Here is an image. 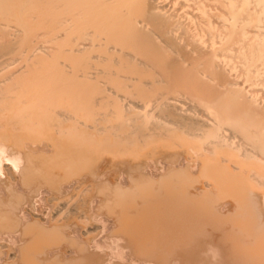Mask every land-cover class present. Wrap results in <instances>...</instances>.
Wrapping results in <instances>:
<instances>
[{
	"label": "bare ground",
	"instance_id": "bare-ground-1",
	"mask_svg": "<svg viewBox=\"0 0 264 264\" xmlns=\"http://www.w3.org/2000/svg\"><path fill=\"white\" fill-rule=\"evenodd\" d=\"M255 183L256 188L252 187ZM81 192L88 198L91 196L90 200H84L88 202L84 206L90 212L87 215L91 223L100 227L98 234L88 241L83 240L85 235L81 232L82 239L72 232L77 226L88 229L82 228L84 221L78 220H84L83 210L82 219L77 217L79 214L74 216L76 218L70 216L79 223L69 218L71 224L63 218L64 223L61 221L62 225L61 222L58 225L57 229L69 227L70 237L67 230L65 235V230L56 229L57 219L53 222L56 227L52 225L57 233H52L49 222L53 213H57L54 211L61 210L68 201L74 203L75 198L72 201L73 196H69L81 195ZM45 193L60 201L52 200L54 204L45 200L42 204ZM9 195L16 197L14 205L9 200L12 206L7 204ZM98 196L105 201L100 203ZM144 197L174 202L171 210L167 208L171 205L165 204L166 211L177 212V218L181 214L178 219L182 222H175L190 226L183 234L197 238H183L180 232L178 236L183 240L176 237L179 224L165 223L168 220L163 218L165 210L161 203L156 201L155 206L149 199L147 202L154 208L160 206L164 210L159 217L166 225L161 226V220L148 216L152 214L147 213V216L164 227V231L159 227L161 233L174 228L168 230L170 237L176 235L171 238L172 242L176 239L177 244L181 240V244L185 243L183 247L177 244V248L163 233L166 239L154 237L158 241L153 243L155 240L148 236V242L147 233L137 228L149 220L145 217L142 225L138 219L144 214L141 211L137 212L139 217H135L139 220L136 224L130 217L127 219L131 223L125 222V226L133 223L130 228L137 226L132 229L137 230L133 234L138 236L136 232L140 231L139 235L146 239L141 240L139 236L140 242L137 236V239L132 238V233L122 231L125 234L121 236L115 223L123 222L120 229L125 223L119 219L121 217H116L118 212L128 207L132 213L125 201L130 198L135 202ZM61 200L65 203L61 204ZM105 202L109 203H106L108 209L103 205ZM136 202L131 201L135 204L131 206L134 210L138 206ZM143 202L150 206L146 200ZM82 203L77 202V205ZM77 205L74 208L80 210L81 205ZM142 205L139 206H146ZM101 206L109 212L104 218L108 215L110 219L112 214L116 217V220L111 219L116 221L114 227L118 234H112L113 229H109L113 236L108 237L103 224L108 222L102 221ZM149 210L156 216L155 209L154 212ZM191 212L194 214L188 215ZM61 213L60 217H65ZM124 213H120L121 219ZM225 217L227 221L239 219L237 227L231 224L233 220L228 221L231 239L227 238L226 230V234L221 231L224 228L221 226L227 225L219 218L228 224ZM192 221L194 224H189ZM2 225L0 262L4 264L14 261V264H28V260L31 264H44L43 256H38L44 253L43 243L34 240L35 234V237L31 234L34 239L28 242L20 236L23 228L37 230V227L43 229L37 231L44 236L50 226L48 230L52 235L45 237L66 236L67 247L61 246L65 255L67 243L73 241L69 248L75 251L67 254L74 257L69 259L73 263L79 256V260L85 258L90 264L99 262L95 257L102 258V264L111 259V264H125L129 256L141 263L144 259L140 261V257L145 255L132 257V253H128L131 243L137 240L139 244H132V252L136 245L144 244L143 241L152 248L160 245L159 242L163 246L155 245L160 253L157 248L147 252L151 255L155 250L157 254L149 261L145 258L147 261L143 264H264V0H0V227ZM195 226L209 230L215 226V232L210 235L208 230H197ZM166 227L170 228L165 230ZM149 230L154 231L153 226ZM216 230L229 241L221 239ZM126 234H131L129 238L134 241L129 238L130 242L127 241ZM102 235H106L103 241L108 255L101 251L102 243L97 244ZM47 238L45 242L42 238L45 245H56L48 243ZM161 239L171 244L164 249ZM56 241L60 244L59 238V242ZM80 242L81 246L89 243L88 248L81 247ZM20 243L25 247L31 243L29 248L34 245L38 251L33 248L34 254L29 257L28 249L23 253V247L20 252ZM58 245L55 249H45V255L49 254V259H46L48 255L44 256L45 263L64 264L62 258H70L61 254ZM86 248L95 256L91 255L94 262ZM145 248L142 249L145 251ZM78 249L84 251V257L76 253ZM166 249L177 251L174 256L170 252L171 261L165 259L169 257L165 256ZM251 249L257 251L255 254L263 258L262 261L253 256ZM53 250L60 253L50 258L52 252L51 256L55 255ZM246 250L253 261L247 258L248 253L244 255ZM9 252L13 262L7 259ZM97 252L102 256L94 255ZM160 254L165 256L162 260ZM155 257L165 261H152ZM50 259L52 262L47 261ZM70 261L65 264H73ZM129 261L131 263L127 264H136L133 259Z\"/></svg>",
	"mask_w": 264,
	"mask_h": 264
},
{
	"label": "crops",
	"instance_id": "crops-1",
	"mask_svg": "<svg viewBox=\"0 0 264 264\" xmlns=\"http://www.w3.org/2000/svg\"><path fill=\"white\" fill-rule=\"evenodd\" d=\"M43 187H44V186H43ZM44 188H45V187H44ZM48 188H49V187L47 186V189H45V190L48 191V190H49ZM79 190H80V189H79ZM76 191H78V190H75L74 192H76ZM84 193H85V192H81V193H80L81 195L78 194L80 197H78L77 193H75V194H73V195H70L69 198H70V197L72 198V196H73L72 201L74 200V198H75V200L77 199V197L79 198V199L76 200V202H75V200H74V203L68 201V200H71V199H68V197H65V198H67L66 200L68 201V202H66V203H65V201H64L65 198H64V200H61V201H62L61 204H64V203H65V204H67V206L64 204L65 206L62 205V206L64 207V210H62V209H63V207H62L61 210L54 211V212H57V213H55V214L53 213V216H52L53 219H52V218L50 219L49 224H51V226L54 225L53 222H55V220L57 219L56 222H55L56 224L58 223V224H57V227H56V225H54V226L56 227V229H57V228L59 227L58 225L60 224V222H61V221L63 222V220H64L63 218H65V220H66L67 222H69L68 220L71 219V218H70L71 214L73 215V217H74L75 215L79 214V215H77V217H79V218L82 219L83 216L81 217L80 215H82V213H83L82 210H83V211L86 212V213H85V212L83 213V214H85V218H84V220H83V219H82V220L78 219V220H79L80 222H83V221H84V222L82 223V225H84V227L82 226V228H85V227H86V228H88V229H81V228L79 229V227H78V226L76 227V225L74 224L73 226H74V228H75V227H76V228H75V229H71V230H72V232L74 231V234H76V235H80V232H81V234H82V235H85V236H86L88 233H91V232L95 233V232H96L95 234H92V233H91V234H88V236L91 237L90 239H89V237H87V236H86L87 239H85V236H84V239H83V240H88V241H90V240L92 239V235H93V236H96V235L98 234V232H99L98 229L100 230V227L97 226V225H93V224L91 223L90 219L88 218L89 215H87V214H88L89 211L86 210V207H85V206H87V203H88L87 201L90 200V197H91V196H90V194H89L90 197L88 198V197L86 196V193H85V195H84ZM45 194L47 195V193H45ZM45 194H43V195H45ZM48 194H49V195H47L48 198L53 197L52 194H50V193H48ZM46 195H45V196H42V197H44V201L41 200V201H42V202H41L42 204H45V200H46V202L49 201L48 203H50L52 200L55 201V199L58 198V197H56V198H54V199H53V198H50V199L47 200ZM75 195H77V196H75ZM49 196H50V197H49ZM81 196H83V197H85V198L82 197V198H83V199H82ZM102 196H103V195H102ZM104 196H105V195H104ZM107 196H108V195H106L105 197H107ZM111 196H112V195H111ZM111 196L109 195L108 197H111ZM9 197H10V195H9ZM9 197H8V200H7V204H8V205L10 204V205L12 206V202H14L13 205L17 202V201H15V198H16V197H15V198H13L12 196H11L10 198H9ZM54 197H55V196H54ZM99 197H100V196H98V199H100L99 202H100V203H101V202L103 203V202L105 201V198L103 197V199H101V197H100V198H99ZM113 197H114V196H112L111 199H113ZM45 198H46V199H45ZM80 198H81V200H80ZM114 198H115V197H114ZM159 198H161V197H159ZM12 199H13V200H12ZM42 199H43V198H42ZM111 199L109 200V202L111 201ZM138 199H139V198H138ZM148 199L151 200V201H148ZM148 199H146L145 197L143 198V200H146V203L150 202V203H152V205H155V206H156V203H157V204H160V203H161V204H160L161 208H164L165 213H166V212H169V213H166V214H169L171 217H170V216H165L166 214L163 212L164 210L161 209L160 206H159V209H161V211H160L159 209H157L156 207L154 208V206H152L151 204L148 203V204L152 207V208H151L150 206L146 205V204L143 202V200H141V199H140V200H135V202H136V201H138V202L140 201L139 203L136 202V203L138 204V206L136 205L137 207H135V210L138 209V208H139V210H138V211H137V210L135 211V210L132 209V207H131L132 204L135 203V202H134V200H132V199H130V198H129L130 201H129V200H128V201H125V206H126V205H127V206L129 205V207L131 208V209H130V208H129V209L132 210L134 213H133V212L130 213L131 211H128V209H127L128 207H127V208L124 207V209L118 208L119 210H120V209L122 210L121 212H118V213H119V214H120V213H124L125 211H123V210H126V211H128V214H129V215L127 214V212L124 213L125 215H124V214H123V215L126 216V217L123 216V219H121V218H122V216H121L122 214H120V215L117 214L118 216H116V215H115V216H116V217H121V218H119V219H120L121 221L124 220V223H125V222L127 223V222L129 221L130 217H132V218H131V219H132L131 221H133V222L135 221L134 224H136V220H138V219L141 220V223H142V222L144 223V222H146V221L143 220V219H144L145 217H146V219H147L148 216H151L152 218H154V219H156V220H158V221L161 220L162 222L159 221V222L161 223V226H163V224H165V223H169V221H170V223H171V221H172V222H175V221L179 220V219H178L179 217H181V214H179L180 211L178 212V214L180 215V216H178V218H177V216H175L177 212L172 211L171 214H170V211H166L167 208L169 209V208H172V207H173L174 204H171V203H174V202H172V201H167V200L164 201V198H163V199L161 198V200H162L163 202H162L161 200H158V201H157V199H156V200H153L154 198H152V199H151V198H148ZM9 200L12 201V202H10ZM56 200H57V199H56ZM78 200H79V201H78ZM82 200H83V201H82ZM84 200H87V201H84ZM106 200H107V199H106ZM8 201H9V202H8ZM53 201H52V202H53ZM58 201H60V200L58 199L55 203H58ZM63 201H64V202H63ZM107 201H108V200H107ZM131 201H132L133 203H131ZM147 201H148V202H147ZM156 201H157V202H156ZM160 201H161V202H160ZM43 202H44V203H43ZM77 202H78V203L83 202L84 204L82 203V204H78V205H77ZM115 202H117V201L115 200ZM127 202H129V203H131V204H129V203H127ZM141 202H142V203H141ZM155 202H156V203H155ZM164 202H165V203H164ZM167 202H168V203H167ZM53 203H54V202H53ZM53 203H51V204H53ZM55 203H54V204H55ZM68 203L70 204V206H69ZM75 203H76V204H75ZM97 203H98V200L96 201V204H97ZM100 203H98V204H99L98 206H100ZM106 203H107V202H105V204H103V205L106 206ZM122 203H124V202H122ZM153 203H155V204H153ZM163 203H164V204H163ZM175 203H176V202H175ZM51 204H49L48 207H50ZM59 204H60V203H59ZM71 204H72V205H71ZM85 204H86V205H85ZM108 204H109V203H107V205H108ZM113 204H114V203H113ZM113 204H110V205H111L112 207H114ZM141 204H143V205L145 204L147 207L144 205L145 207L142 208V207H140ZM165 204H166V205L168 204L167 206H169V204H170L171 206L165 208V206H166ZM10 205H9V206H10ZM74 205H77V207H79V206L81 205L82 207L80 206L81 209L79 210V209H77V208H74ZM84 205H85V206H84ZM101 205H102V204H101ZM114 205H115V204H114ZM139 205H140V206H139ZM143 205H142V206H143ZM163 205H164V207H162ZM175 205H176V204H175ZM46 206H47V205H46ZM52 206H53V205H52ZM72 206H73V207H72ZM104 206H103V207L101 206V207H102L101 211H103V214H102L99 210H95V213H97L96 211L100 212V214H102L101 216H102L103 218H104V216H105L104 214H107V213L109 214V212H107L106 210H103V209H104ZM111 206H110V208H111ZM133 206H135V204H133ZM66 207H68V208H67V209H68V212H69L68 214H67V209H66V211H65V208H66ZM70 207H71V208H70ZM84 207H85V208H84ZM95 207L97 208V206H95ZM108 207H109V206H108ZM148 207H150V208H148ZM157 207H158V205H157ZM72 208H74V209H76V210L73 211ZM106 208H107V206H106ZM110 208H109V210H110ZM133 208H134V207H133ZM98 209H99V208H98ZM107 209H108V208H107ZM116 209H117V208H116ZM116 209H115V212H117ZM149 209H153V210H152L153 212L156 210V211L159 212V214H160V212H161V213H164V214H163L164 216H163V215H162V216H163V218H164L165 220L167 219L168 221L166 220L167 222L164 223L165 220L163 221V219L161 218V217H162L161 214L159 215L158 212L156 213V211H155V214H156V216H157V218H156V216H155L153 213L149 212V211H151V210H149ZM154 209H155V210H154ZM111 210H112V208H111ZM148 210H149V211H148ZM162 210H163V211H162ZM169 210H171V209H169ZM62 211L66 212V213H63V214H62V213H61ZM71 211H73V212H71ZM113 211H114V210H113ZM113 211H112V212H113ZM140 211H141L142 213H144L145 215H144V214H142V215H144V216H142L141 214L139 215L138 213H139ZM147 211H148V212H147ZM175 211H177V210H175ZM59 212H60L62 215H65V217H63V216L60 217L61 215H60ZM70 212H71V213H70ZM76 212H79V213H76ZM81 212H82V213H81ZM104 212H105V213H104ZM106 212H107V213H106ZM112 212H111V214H112ZM137 212H138V213H137ZM141 212H140V213H141ZM173 212H174V213H173ZM58 213H59V215H58ZM74 213H75V214H74ZM80 213H81V214H80ZM147 213H148V214H152V215H148V216H147ZM192 213H193V212H191V213L188 214V215H191ZM66 214H67L68 216H67ZM89 214H90V212H89ZM126 214L128 215V217H127ZM137 214H138L140 217H142V218H140L139 216H138V217H139V218H138V217H137ZM193 214H194V213H193ZM204 214H206V213H204ZM57 215H58L60 218L57 217ZM86 215H87V216H86ZM112 215L114 216V214H112ZM153 215H154L155 217H154ZM107 216H108V215H107ZM107 216H106V218H107ZM109 216H111V215H109ZM113 216H111L110 219L107 218L108 220H106V218L103 219V218L101 217V218H102V221L104 220V222H108V223H103V224H104V227H107L108 237H111L112 234L115 235V233L118 234L117 230H119V234H120L121 231H122V232H126V233H129V232L132 233V235H133L132 238H134V237L137 236V235L135 236V233L133 234V232H134V231H137V230H133V231H132L133 228L135 229V226H136V225H135L134 227L132 226V228H130L131 225H134L133 223L130 224V226H128L130 229H128V227L125 226L126 223L123 224V225L126 227V228H125L123 225L121 226L122 229H123V227L125 228V229H123L124 231H123L122 229H120V224H122L123 222H122V223H118V224L115 223V225H117L116 227H119V229L117 228V230H116V228L114 227V226H115V225H114V222H116V221H113L114 218H115V220H116V217L113 218ZM159 216H161V217H159ZM174 216H175V217H174ZM200 216H201L202 218L205 217V216L203 217V215H200ZM66 217H67V218H66ZM73 217H72V218H73ZM135 217H137L138 219H136ZM187 217H188V216H187ZM187 217H186V219H188ZM196 217H199V216H196ZM54 218H55V219H54ZM58 218H59V220H58ZM69 218H70V219H69ZM74 218H76V217H74ZM74 218L71 219V220H74ZM111 218H112L113 220H112ZM124 218H125V219H124ZM127 218H129V219H127ZM133 218H135V220H134ZM152 218H149V217H148V219H149L148 221H149L150 223H151V222L153 223V220H154V219L152 220ZM174 218H176V219L174 220ZM191 218H192V217L190 216V219H189V220H191ZM88 219H89V220H88ZM150 219H151V220H150ZM184 219H185V218H184ZM219 219H220V218H219ZM51 220H52V221H51ZM78 220L76 219V222L79 223ZM142 220H143V221H142ZM156 220H154L155 223L158 222V221H156ZM201 220H203V219H201ZM57 221H58V222H57ZM118 221H119V220H118ZM138 221H139V220H138ZM148 221L146 222L147 224H148ZM213 221H214V220H213ZM51 222H52L53 224H52ZM62 222H61V225H62ZM74 222H75V220H74ZM74 222H73V223H74ZM76 222H75V223H76ZM119 222H120V221H119ZM159 222H158V223H159ZM178 222L181 223L182 221L180 222V220H179ZM178 222H177V223L175 222V224H179ZM193 222H194V221L189 222V224H190V223H193ZM196 222H197V221H195V225H197ZM210 222H211V221H210ZM63 223H64V222H63ZM69 223L72 224V222H69ZM85 223H86V224H85ZM88 223H89V224H88ZM129 223H131V222L129 221ZM143 223H142V225H143ZM146 223H145V224H146ZM150 223H149V225H150ZM152 223H151V226H149V225H145V224H144V226H141V225H140V227H137V226H136V227H137L138 229H140L141 233H142V232H143V234H144V233H147V238H149L148 236H150L152 240H155L154 237H155V238H156V237H162L163 235L166 236L167 238H170V239H171L172 237L176 236L175 233H174L173 236L170 237L171 234L168 233V230H169V231H173L174 228H172V229H168V228H170V227H166L165 230H166V229H168V230H166L167 232L165 231V233H163V231H164V227H161V226L158 225L157 223H156L157 225H155V223L152 225ZM162 223H163V224H162ZM76 224H77V223H76ZM80 224H81V223H80ZM87 224H88V226H87ZM91 224H92L93 227L91 226ZM107 224H108V226H106ZM110 224H111V226H110ZM137 224H140V223H137ZM193 224H194V223H193ZM215 224H216V223H215ZM219 224H220V223H219ZM61 225H60V226H61ZM64 225H65V224H63V226H64ZM78 225H79V224H78ZM89 225H90V226H89ZM118 225H119V226H118ZM127 225H129V224H127ZM165 225H166V224H165ZM208 225H209V224H208ZM30 226H31V225H30ZM34 226H35V225H34ZM49 226H50V225H49ZM49 226H48V227H49ZM51 226H50V227H51ZM54 226L51 227V228L54 230V231H52V233L55 232V231H56V233H57V230L59 231V229H61V227H60L59 229L55 230V227H54ZM63 226H62V227H63ZM73 226H72V228H73ZM79 226L81 227V225H79ZM152 226H153V228H154V231H152L153 229H152L151 231L149 230V229L152 228ZM168 226H170V224H169ZM172 226L174 227L173 224H171V227H172ZM209 226H210V225H209ZM218 226L220 227V225H218ZM2 227H3V225L0 227L1 231H2ZM5 227H6V226H5ZM9 227H10V226L7 225V228H9ZM32 227H33V226H32ZM35 227H37V226H35ZM50 227H49V228H50ZM66 227H67V226L65 225V226H64V229H63V228L61 229V231H62V230H65V231H64V234H65V235L67 234V232H68V234H69V231H71L70 229H69V231H68V228H69V227H67V228H66ZM70 227H71V226H70ZM104 227H103V229H104ZM159 227H161L160 229L163 230V231H162L163 235H162L161 230L159 229ZM177 227H179V228L177 229L178 232L175 231V232L177 233V236H176V237H178V238H181V237H183V238H184V237L189 238V237H191V236L188 237V236H186V234H185V235L183 234V232L185 233L186 229L189 230L190 226H185V225H180V224H179V225H177ZM193 227H194V226H193ZM211 227H212V226H211ZM213 227H214V228H213ZM213 227H212L213 230L206 229L205 226H202L201 228H200V226H199L198 228H200V229H202V228H203V229H206V231L208 230V233L210 234V233H212V231L215 232V226H213ZM223 227H224V228H223ZM7 228H6V229H7ZM14 228H15V227H14ZM49 228H48V229H49ZM51 228H50V229H51ZM141 228H142V229H141ZM146 228H147V229H146ZM175 228H176V226H175ZM195 228L198 230L197 226H195ZM195 228H194V230H195ZM207 228H208V227H207ZM221 228H223V230H224V231L221 230L222 232H225V230H226L227 234L229 233V234L226 235V236H227L228 239H231V238L229 237L231 232H230L229 230H227V229H231V226H229V225H227V226H221ZM225 228H226V229H225ZM6 229H5V230H6ZM26 229H27V228H26ZM29 229H30V227H29ZM32 229H33V228H32ZM46 229H47V228H46ZM48 229H47L48 232H46L47 235L45 234L46 236H48V234H49L50 231H51V230L49 231ZM90 229H91V230H90ZM95 229H97V230H95ZM105 229H106V228H105ZM109 229H113V230H114V231L112 230V234L109 233V231H108ZM143 229H144V230H143ZM145 229H146V230H145ZM156 229H158L159 231H157ZM203 229H202V230H203ZM216 229H217V226H216ZM218 229H219V228H218ZM7 230H8V229H7ZM9 230H10V228H9ZM11 230H12V229H11ZM23 230H24V233H25L26 235H24V233H22V235L20 236V238H22V237L26 238V241L24 240L25 242H28L29 239H32V235H31V234H33L34 237H35V235H36V237H37V238L35 237V239H34V238H33V239H34L35 241H36V239H37V241L42 242L43 245L45 246V247H44L45 249H47V248H48V249H53L54 247L56 248V247H57L56 245H58L59 243H55V241H56V240L58 241V238H59V241H60V238H62V240L64 241V243L62 242L63 244H61V241H62V240L60 241V244H59V245H60V249L62 250V248H61L62 245L65 246V247L62 246L63 248H66V247H67V245H65L67 240H66V241L64 240V237H66L64 234H61V236H59V235L56 234V236H55L54 238H56L57 236H58V237L54 240L53 236H52V237H48V238L45 237L44 232H43V235H44V236H41L42 233H41V232H38V231H39V230L42 231L43 229L41 230V229H39L38 227H37V230H38V231L36 230V228H34L33 230H25V228H23L21 231L23 232ZM44 230H45V229H44ZM66 230H67V232H66ZM78 230H79V231H78ZM147 230H149L150 232H149V231L147 232ZM175 230H176V229H175ZM190 230H191V229H190ZM194 230H193V231H194ZM234 230H235V229H234ZM3 231H4V230H3ZM28 231L30 232V234H28L29 236L27 235V232H28ZM61 231H60L59 233H62ZM97 231H98V232H97ZM103 231H105V230H103ZM115 231H116V232H115ZM140 231H139V232H136V234H137V233L141 234ZM145 231H146V232H145ZM155 231H156V232H155ZM182 231H183V232H182ZM195 231H196V230H195ZM195 231H194V232H195ZM216 231H217V233H218L219 235H221V234L219 233V232H221V231H219V230H216ZM231 231H232V229H231ZM12 232H15V230H13ZM29 232H28V233H29ZM37 232L40 234L39 236H38V233H37ZM72 232H70V233H72ZM75 232H77V233H75ZM110 232H111V231H110ZM122 232H121V236H123V234H125V233H122ZM152 232L155 233V234H153ZM179 232L182 233V234H181V237L178 236V235H179V234H178ZM191 232H192V230H191ZM191 232H190V233H191ZM203 232H204V231H203ZM226 232H225V234H226ZM7 233H8V232H7ZM10 233H11V232H10ZM15 233H16V232H15ZM20 233H21V232H20ZM52 233L49 234V236L52 235ZM78 233H79V234H78ZM157 233H158V236H155ZM159 233H160L161 235H159ZM171 233H173V232H171ZM187 233H189V232H187ZM195 233L197 234V232H195ZM198 233H199V232H198ZM232 233H233V232H232ZM34 234H35V235H34ZM54 234H55V233H54ZM54 234H53V235H54ZM72 234H73V233H72ZM72 234H71V235H72ZM102 234H103V232H102ZM104 234H106V231H105ZM104 234H103V235H104ZM109 234H110V236H109ZM139 234H138V236H137L138 239H139V236H140V239H141V240H145V239H146L145 237H144L145 239H143V238L141 237V235H139ZM166 234H167V235H166ZM169 234H170V235H169ZM196 234H195V235H196ZM200 234H201V233H200ZM200 234H198V235H200ZM205 234H206V233H205ZM209 234H208V235H209ZM4 235H5V234H4ZM11 235H15V234H11ZM82 235H80V236H78V237L81 238ZM103 235H102V239H99V242H97V244L102 243V244H101V248H102L103 246H104V247H103V249H102L101 251H102V252H105V254L108 255V253H107V252H108V249L105 248V246H106V242L103 241V238H105V236H106L107 234H106L105 236H103ZM126 235H127V234H126ZM126 235H124V236H126ZM130 235H131V234H130ZM130 235L128 234V235L126 236V237H127V241L130 242V240H131V242H132V241H134V240H132V239L129 238V237H131ZM153 235H154V236H153ZM189 235H190V234H189ZM193 235H194V234H193ZM202 235H203V234H202ZM202 235H201V236H202ZM210 235H211V234H210ZM231 235H232V234H231ZM30 236H31V237H30ZM67 236H68V235H67ZM112 236H113V235H112ZM145 236H146V234H145ZM152 236H153V237H152ZM164 236L162 237V239H166V237L164 238ZM206 236H207V235H206ZM222 236H223V233H222V235H221V239L225 240L226 237H222ZM224 236H225V235H224ZM41 237L44 238V242H45V240H46V238H47V239H48L47 241H49L48 243L51 242L52 245H53V244H54V245L56 244V245L53 246V247H52V246H49V245H45L46 243L44 244V242L42 241L43 239H42ZM69 237H70V234H69ZM71 237L73 238L74 236L72 235ZM75 237H76V236H75ZM82 237H83V236H82ZM137 237H136V239H137ZM193 237L197 238L196 236H193ZM193 237L189 238V240H192ZM40 238H41V239H40ZM49 238H50V239H49ZM51 238H52L53 240H52ZM128 238H129L130 240H129ZM183 238H181V239L183 240ZM187 238H185V240H186ZM198 238H199V239H202L203 237H202V238H201V237H198ZM204 238H205V237H204ZM227 238H226V240L229 241ZM33 239H32V240H33ZM68 239H69V238H68ZM75 239L77 240L78 238L76 237ZM81 239H82V238H81ZM81 239H79V241H80ZM140 239H139V241L141 242ZM162 239H161V240H162ZM32 240H31V243H33ZM51 240H52L54 243H53ZM76 240H75V241H76ZM152 240H151V242H153ZM156 240L158 241V239H156ZM156 240H155L153 243H155ZM173 240H175V242L173 241V242H174V243H173V242H172V239H171V242L175 245V244H176V239H173ZM178 240H179V239H178ZM178 240H177V241H178ZM57 241H56V242H57ZM59 241H58V242H59ZM70 241H71V240H70ZM139 241L136 240V241H134V243L137 242L136 244H139ZM180 241H181V240H180ZM180 241H178L179 243H177V244H178V245H182V247H183V245H184L185 243H182V244H181ZM25 242H24V243L21 242V243H23V244L25 245ZM72 242H73V241H72ZM72 242H69V243L71 244ZM103 242H104V243H103ZM143 242H144V244H141V245H143L144 248L146 247V248H145V249H146L145 251H144V249H142L143 247H141V245H139V247L136 245V247H134V250H133V252H132V251H131V246H132V244L134 245V243H131V245L129 244V245H130V251H129L128 253H132V255L130 254L132 257H133L134 254L137 255V256L145 255V257H144V256L140 257V261H141L142 258H143L144 260H146L145 258H147V257H148L147 260L149 261V259H152V256L154 257V255L157 254V252H156L155 250H156V248H157V246H158L159 244H158V245L155 244V245H157V246L153 245V248H154L155 250H154L153 254L151 253V255H150V253H147V252H152V249H153V248H152L151 244H150V243L147 244L146 241H143ZM143 242H142V243H143ZM148 242H150V238L148 239ZM162 242H163V244H165V245H164V249H165L166 247H168V246H167V244L169 243L168 240L165 241V242L162 240ZM171 242H170L168 245H170ZM183 242H184V241H183ZM21 243H20V244H21ZM31 243H30V244H31ZM34 243H35V242H34ZM36 243H38V242H36ZM42 243H40V244H42ZM48 243H47V244H48ZM69 243H67V244H68V248L66 249V250H67V251H66L67 254H68V251H69V253H70V250H71V253H72V251H73V252L75 251V250H72V249L69 248ZM84 243H86V242H84ZM145 243H146V244H145ZM159 243H160L159 246L163 247L162 244H161V242H159ZM228 243H230V242H228ZM20 244H19V245H20ZM30 244H29V245H30ZM38 244H39V243H38ZM177 244H176V245H177ZM27 245H28V244H27ZM29 245L25 247V246H23V245L21 244L22 247H20V246H19V247H20V252H22L21 248L24 247V249H23V253H24V250H26V249H28V251H29V250H32V253H30V251H29V253H28V251H27V253H26V254H28V256L30 257L29 254H34V253H33L34 245H33V248H31V249L29 248ZM50 245H51V244H50ZM59 245H58V246H59ZM75 245H76V244H75ZM85 245H86V244H84V245H82V246L88 248L89 243H87L86 246H85ZM144 245H146V246H144ZM176 245H175V246H176ZM178 245L176 246L177 248H179ZM229 245H230V244H229ZM31 246H32V245H30V247H31ZM35 246L37 247L38 245L35 244ZM71 246H72V244L70 245V247H71ZM80 246H81V242H80ZM80 246H79V248H80ZM82 246H81V247H82ZM150 246H151V249H150ZM154 246H155V247H154ZM159 246H158V247H159ZM172 246H173V245H172ZM172 246H171V248H172ZM1 247H3V245H1ZM4 247H5V245H4ZM176 247H175V248H176ZM25 248H26V249H25ZM40 248H41V247H40ZM42 248H43V247H42ZM55 248H54V249H55ZM87 248H86V251L88 250ZM99 248H100V246H99ZM135 248H136V251H135ZM137 248H139L140 250L138 251ZM148 248L150 249V251H149ZM171 248H170V250H171ZM173 248H174V247H173ZM1 249H2V248H1ZM3 249H4V248H3ZM5 249H7V248H5ZM36 249H37V248H36ZM36 249L34 248V250H36ZM45 249H43V252H44L43 255H40V254H39L38 256H41V257L43 256V257H42V260H44V264H48L47 262L45 263L46 260H45L44 256L47 257V255H48V257H47L46 259H49V254H46V255H45V252H46ZM48 249H47V250H48ZM58 249H59V247H58ZM132 249H133V246H132ZM141 249H142V250H141ZM147 249H148V250H147ZM161 249H162V248H161ZM232 249H233V248H232ZM39 250H40V249H39ZM44 250H45V251H44ZM76 250H77V249H76ZM158 250L161 251L160 248H159V249L157 248V251H158ZM172 250H173V249H172ZM37 251H38V249H37ZM53 251H54V250H53ZM86 251H85V253H86ZM109 251L111 252L110 249H109ZM134 251H135V252H134ZM159 251H158V253H160ZM164 251H165V250H164ZM164 251H162L161 253L165 254V252H166L167 254H166L165 256H168V255H169V257H165V256H162V254H160L161 256H160V255H158V256L160 257L161 260H162L164 257H165V259L168 260V258L174 256V254H173L174 252H175V254H176V252H177L176 250H173L174 252H172V251H169L168 249H166L165 252H164ZM231 251H232V250H231ZM35 252H36V251H35ZM40 252H41V251H40ZM40 252H39V253H40ZM63 252L65 253V249H64V251H63V250L61 251V254L65 255ZM82 252H84V251H79V249H78V251H76V253H77V254L79 253L81 256L83 255ZM87 252H88V251H87ZM137 252H138V254H140V255L136 254ZM168 252H169V253L171 252L173 256H170L171 253L168 254ZM232 252H234V250H233ZM54 253H55V251H54ZM56 253H57V251H56ZM56 253H55L54 256H51V254H53V252H52V253L50 254V258H52V257L55 258ZM58 253H60V252L58 251ZM58 253H57V255H58ZM76 253H75L74 255H77ZM88 253L90 254V255H89V257H90L92 254L90 253V251H89ZM97 253H98V252H97ZM97 253H95L94 255L99 256V257L102 256V255H101L102 253H101V254L98 253L99 255H98ZM9 254H10V255H8V258H7V259H8V260H10V259L12 260V259H13V258H12V254H11L10 252H9ZM67 254H66V255H67ZM103 254H104V253H103ZM105 254H104V255H105ZM126 254H127V253H126ZM233 254H234V253H233ZM21 255H22V254H21ZM21 255H20V256H21ZM66 255H65V256H66ZM235 255H236V254H235ZM22 256H23V255H22ZM24 256H25V255H24ZM35 256H37V253H36ZM38 256H37V257H38ZM87 256H88V255H87ZM92 256H93V255H92ZM92 256L90 257L91 259H92L93 257H95V256H93V257H92ZM126 256H127V255H126ZM128 256H129V255H128ZM25 257H26V256H25ZM37 257H36V258H37ZM57 257H59V260H60V255L57 256ZM67 257H70V256L67 255ZM79 257H80V256H79ZM79 257L75 258V260L78 259V260H76V262H77L78 264H80V261H81V262L83 261L82 264H90V263H87V262H86L87 260H85V258L79 260ZM83 257H84V255H83ZM104 257H105V256H104ZM162 257H163V258H162ZM34 258H35V257H33V259H34ZM43 258H44V259H43ZM65 258H66V257H63V258H62L63 260H65V263H66V261H70L69 259H72V260L74 259V257H70V258H66V259H65ZM87 258H88V257H87ZM90 258H89V260H88L89 262H91V261L94 259V258H93L92 260H90ZM106 258H107V256H106ZM137 258H138V257H137ZM7 259L4 258L5 261H7ZM26 259H28V258L26 257ZM31 259H32V258H31ZM57 259H58V258H57ZM62 259H61V260H62ZM95 259H99V260H98L99 262H96V263H99V264L101 263V264H102V260H100V259H102V258H96V257H95ZM95 259H94V260H95ZM104 259H105V258H104ZM108 259H110V258L108 257ZM108 259H107V260H108ZM132 259H133V263L136 262V264H137V263H138V264H143L144 262L146 263V261H147V260H146V261L143 260V261H141V263H140V262H138V259H137V260L135 259V257H133ZM132 259H130V256H129V258L126 259L127 263L130 262L129 260L132 261ZM160 259H159V261H158V258L155 257L152 261H155V262H157V261H158V262H163V261H165V260L160 261ZM236 259L238 260V258H236ZM20 260H21V259H19V262H20ZM24 260H25V258H24ZM37 260L39 261L40 258H38ZM37 260H36V261H37ZM42 260H41V261H42ZM61 260H60V262L63 261V260H62V261H61ZM75 260H74V261H75ZM94 260H93V262H94ZM111 260H112V259H111ZM111 260H110V261L108 260L109 262H106V260H104V262H105V264H106V263H107V264H109V263L111 264V263H112ZM22 261H23V260H22ZM22 261H21V262H22ZM31 261H32V260H31ZM36 261H35L34 263H36ZM47 261L52 262L51 259H50V260H47ZM54 261H56V260H54ZM78 261H79V262H78ZM169 261H171V258H170ZM3 262H4V261H3ZM11 262H13V260H12ZM14 262H15V261H14ZM14 262H13V264H14ZM27 262H28V264H31V263H29V260H28ZM42 262H43V261H42ZM70 262L73 263V261H70ZM76 262L73 263V264H76ZM23 263H24V262H23ZM65 263H64V264H65ZM67 263H69V262H67ZM91 263H92V262H91ZM96 263H95V264H96ZM127 263L125 262V264H127ZM130 263H131V262H130ZM0 264H4V263H1V262H0ZM8 264H9V263H8ZM10 264H11V263H10ZM20 264H21V263H20ZM51 264H53V262H52ZM69 264H70V263H69ZM92 264H93V263H92ZM114 264H116V262H115Z\"/></svg>",
	"mask_w": 264,
	"mask_h": 264
},
{
	"label": "rangeland",
	"instance_id": "rangeland-1",
	"mask_svg": "<svg viewBox=\"0 0 264 264\" xmlns=\"http://www.w3.org/2000/svg\"><path fill=\"white\" fill-rule=\"evenodd\" d=\"M198 143H199V144H202L203 142H199V141H198ZM144 150H145V149H144ZM261 172H262V171H261ZM255 185H256V183L253 184L252 187H254ZM256 187H257V186H255L254 188H256ZM226 218H227V217H225V219H226ZM234 218H235V217H234ZM222 219H223V218H222ZM222 219H219L220 222L225 223L226 225H229V226H231V224H233L234 227H237V225H235V224H239V219H237V220L234 221L232 218H229L231 221H232V220H233L234 222H237V221H238L237 223H234V222L232 221V222H233V223H232L230 220H228L229 222H231V224L227 221V219H226V221L228 222V224H227L226 222H223ZM217 221H218V219H217ZM251 250H252V249H251ZM251 250H250V251H251ZM248 251H249V249H248ZM253 251H254V250H252V252H253ZM243 252H244V255H245V253H248V254H249V252H247V250H246V252H245V251H243ZM243 252H240V254L243 253ZM255 252H257V251H254L253 256L257 257L258 255L256 256L257 253L255 254ZM259 253H260V252H259ZM259 253H258V254H259ZM261 253H262V251H261ZM261 253H260V254H261ZM251 254H252V253H251ZM262 254H263V253H262ZM249 255H250V254H249ZM249 255H247V256H249ZM261 257H263V256H260V258H261ZM247 258H248V259H249V258H252V255H250V256L247 257ZM257 259H259V257H257ZM257 259L255 258V261H257ZM262 259H263V258H262ZM262 259H259L258 261H262ZM249 260H250V261H251V260L253 261L254 258H253V259H249Z\"/></svg>",
	"mask_w": 264,
	"mask_h": 264
}]
</instances>
